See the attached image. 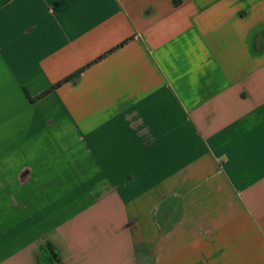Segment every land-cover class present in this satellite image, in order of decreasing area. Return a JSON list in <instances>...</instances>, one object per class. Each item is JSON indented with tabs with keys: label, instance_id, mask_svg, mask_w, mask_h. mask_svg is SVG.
I'll use <instances>...</instances> for the list:
<instances>
[{
	"label": "crops",
	"instance_id": "obj_1",
	"mask_svg": "<svg viewBox=\"0 0 264 264\" xmlns=\"http://www.w3.org/2000/svg\"><path fill=\"white\" fill-rule=\"evenodd\" d=\"M0 264H264V0H0Z\"/></svg>",
	"mask_w": 264,
	"mask_h": 264
},
{
	"label": "trees",
	"instance_id": "obj_2",
	"mask_svg": "<svg viewBox=\"0 0 264 264\" xmlns=\"http://www.w3.org/2000/svg\"><path fill=\"white\" fill-rule=\"evenodd\" d=\"M123 44H124V43H123ZM123 44H122V45H123ZM80 72H81V71H79V72H77V73H75V74H73V75L67 77L66 79H64L63 81H61V82L57 83L56 85L52 86L51 88H49L48 90L44 91L43 93H41V94L38 95L37 97L32 98L31 101L34 102V101H36V100H39V99H41L42 97H44L45 95H47V94L53 92L56 88H58L59 86H61V85L64 84L65 82H68V81H70L71 79H73V78H74L77 74H79Z\"/></svg>",
	"mask_w": 264,
	"mask_h": 264
}]
</instances>
